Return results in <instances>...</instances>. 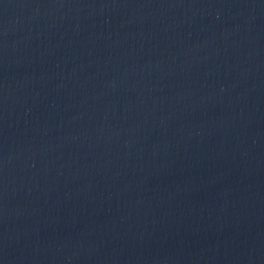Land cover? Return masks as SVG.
<instances>
[{"label":"water","instance_id":"obj_1","mask_svg":"<svg viewBox=\"0 0 264 264\" xmlns=\"http://www.w3.org/2000/svg\"><path fill=\"white\" fill-rule=\"evenodd\" d=\"M0 264H264V0H0Z\"/></svg>","mask_w":264,"mask_h":264}]
</instances>
